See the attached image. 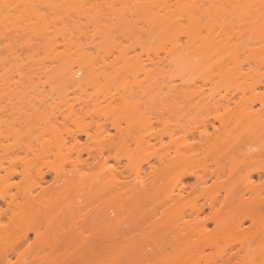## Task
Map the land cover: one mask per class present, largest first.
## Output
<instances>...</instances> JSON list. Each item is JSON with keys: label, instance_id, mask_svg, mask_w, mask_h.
Wrapping results in <instances>:
<instances>
[{"label": "rangeland", "instance_id": "1", "mask_svg": "<svg viewBox=\"0 0 264 264\" xmlns=\"http://www.w3.org/2000/svg\"><path fill=\"white\" fill-rule=\"evenodd\" d=\"M3 1L9 5L7 7L12 13L17 8L31 5L39 8L46 15L44 23L49 31L47 35L31 29L26 31L23 27L33 25L36 19L16 17L15 13L0 22V226L18 222L39 223L38 232L48 234L51 232L46 231L47 223H66L75 227L59 235H45L42 239L34 232L27 231L20 250L22 255L25 258L54 256L52 249L58 251L57 248H60L62 252L68 247L63 245L78 241L81 237L99 241L112 235L116 239L160 238L165 241L162 244L165 256L179 258L177 264H225L222 259L230 252L243 256V259L241 256L235 257L231 264H264V138L257 142L260 145L251 147L250 151L253 152L261 149L258 156L249 159L233 157L232 145L224 149L217 145L220 150L214 151L199 134L203 121H212L218 129L221 127L218 121H214V107L197 104L194 97L179 99V114L174 109L169 110L170 107H163L158 98L154 101V107L151 106L148 97L141 94V86L145 83L140 68L151 63L149 56L157 59L155 52L148 55L140 45L150 35L148 31L146 36L149 24L140 16L139 4H143L144 0H83L85 6L82 3V9L81 5L77 8L76 5L60 2L53 7L41 0ZM1 5L4 8L0 1ZM78 9H85V13L81 11L84 15ZM92 13L94 15L90 16ZM122 14L130 21L126 23ZM122 19L126 20L125 24H120ZM128 24L132 26L129 28ZM103 30L109 32L112 45H107L108 39L104 41L102 38ZM47 39L52 43L51 47L47 46ZM153 39L150 38L149 42L152 40L151 43H154ZM79 49H83L95 61L98 71L104 70L108 74L113 73L111 65L120 51L139 62L137 78H129L128 90L136 97L134 101L139 102L138 114L143 116L140 125L130 127L124 118L117 122L113 117L96 116L88 109L92 107V101L103 102L104 97L99 92L101 86L97 87L98 92L95 91L98 83L107 85L103 77L99 81L96 79L98 83H85L80 90L61 82L60 87L63 84V90L68 95V108L73 113L64 99L62 102L57 97L46 99L54 90H50L53 82H47L44 72L51 77L50 73L55 70L53 68L59 65L57 55L67 51L77 54ZM117 84H121V80ZM106 87L101 88L105 94L108 91ZM121 89L118 88L119 91ZM18 91L29 97H26L29 104L25 102L26 98L23 99V104L27 103L28 106L19 104ZM96 92L100 93L99 98ZM39 93L46 96L45 100L42 99L47 100L48 105L42 100L34 103L33 100L37 99L34 98L35 94L39 96ZM50 95L54 96L53 92ZM32 104L38 107L33 109ZM37 108L41 111L36 113L38 116L33 113L34 110L38 111ZM121 109L125 110L124 107ZM224 112L220 108L217 113L220 115ZM39 113L46 118L39 117ZM178 118L179 130L175 125ZM167 123L172 130L165 134L163 131ZM53 125L55 131L50 127ZM243 127L238 128L232 136H245ZM207 130L213 132L212 126L209 125ZM161 132L165 135L161 136ZM172 132V135H168ZM189 146L193 147L196 156L186 166L165 169L156 156L166 151L175 156L176 149L183 152ZM78 157L81 162L77 169L83 172L79 175V188L71 183L61 188L62 182L54 180V168L59 163L57 159L66 158L64 166L70 169L71 160ZM23 169H26L24 176L19 173ZM214 170H218V174L212 176ZM14 171L19 174H12ZM113 174L120 182L127 184L134 183L138 174L149 178L148 192L143 197L133 198L130 195L112 194L104 189L95 190L93 183ZM248 175L257 187L256 194L244 187L243 180ZM201 180H205V183H200ZM180 187L185 189V198L181 203L173 200V194ZM56 188H59L58 193L54 192ZM40 193L45 195L38 198L37 204L30 208L24 206L25 197H37ZM76 195L81 197L78 202ZM74 200L77 205H70L69 202ZM181 221L190 224L192 233L189 230L179 233V229L183 228V225L179 227ZM1 227V239L6 241L10 238L6 245L18 241L22 234L7 232ZM182 235L185 238L179 241ZM206 238H212L218 244H204ZM243 243H247L246 251L240 253ZM221 254H224L222 259L219 257ZM13 260L16 261V258ZM133 262L129 253L106 264Z\"/></svg>", "mask_w": 264, "mask_h": 264}, {"label": "bare ground", "instance_id": "2", "mask_svg": "<svg viewBox=\"0 0 264 264\" xmlns=\"http://www.w3.org/2000/svg\"><path fill=\"white\" fill-rule=\"evenodd\" d=\"M0 1L4 4V8L2 5L0 7V22L11 18L14 13L16 17L27 16L29 19L35 18L36 21L32 22L33 25L27 24L23 29L26 31L31 29V31L35 33L47 35L49 27L44 23L46 15L42 13L39 8L31 5L21 9L17 8L15 12L12 13L7 7L9 5H5L7 3H4L5 1L3 0ZM41 1L53 7L56 6L57 2H60V4L64 3L65 5L68 3L73 4L76 5L75 7L77 8H79L82 3L83 6H85L83 0ZM141 4L142 3L139 4V6H141L140 16L147 25L149 24V27H147L148 30L146 29V36L148 31L150 35L149 39L140 42V45L148 55L155 52L156 55H154L155 58H157L153 60L154 57L150 58L149 56L148 60L151 61V63L148 66L142 65L140 68V70L142 69L143 71V83H145V85L142 84L141 86V94L148 97L150 103H152L151 106L158 98L163 107L166 109L170 107L169 110L174 109L178 114L179 99L182 97H194L197 99V104H205L209 105V107H214V121L219 122L221 131H219L220 128L218 129L212 121H203L201 125L202 128L199 131L200 136L209 144V147L219 152L220 147L218 148L217 145H220L221 149L232 145L231 148L234 150L233 157L241 156L244 159H249L253 156H258L261 151L260 148L255 152L250 150L251 147L260 145L259 143L257 144V142L261 138H264V0H144V3ZM65 5L59 6L64 8ZM5 6L7 7L6 9ZM83 6L81 5L80 8L82 9ZM81 9L78 10L81 12ZM84 11L82 12L85 13ZM82 12L81 14H83ZM86 12L88 13L87 10ZM95 12L99 14V11L97 12V10H95ZM87 13L85 15H87ZM93 13L88 15L92 16L94 15ZM96 13L95 16L97 15ZM125 13L126 12H124V14ZM122 16V18H125L127 21L122 19L120 24H125V21L126 23L130 21L125 15L122 14ZM119 19H121V15H119ZM119 19L118 21H120ZM131 21H133V19ZM125 26L127 27V25ZM128 26L130 28L132 24H128ZM108 34L109 32L107 33V30L101 32L104 41L107 39L109 41ZM150 38H154L153 41L155 42L151 43L152 40L149 42ZM47 41L49 42V39H47ZM48 42L46 43L47 46L51 47L52 43ZM112 43L113 40H110L107 45H112ZM79 48L81 49V47ZM82 50L77 52V54H72L69 51L61 52L57 55L58 59L56 60L59 62V65L56 67L57 69L55 67L53 68L55 70L50 73L52 74L51 77H48L49 74L46 76V72H44V78L46 77L45 79L48 80L47 82L49 84L53 82V88L50 87V90H54L51 91L54 96L50 95L51 93L48 96L46 92H43V95L45 94L49 97L46 99L57 97L56 99L59 98L61 102L64 99L65 104L68 103V105H66L68 108L70 107L68 95H66V91L63 90L65 82L76 87L75 89L78 88L80 90L85 83H94L95 81L97 82V80L99 81V78L103 77L102 80L107 83V85L103 84L104 87L107 86L106 89L108 88L107 93L105 94V92H102L103 89L101 88L104 87L98 82L99 86H97L98 84L95 85V89L100 86L101 88H99L100 91L98 89L95 91L101 93V96L104 97V103L92 101L94 102L91 105L92 109H88L94 112L96 116L103 118L113 117L117 122L124 118V121L130 125V127L140 125L143 121V116L138 114L139 102L134 101L136 97L134 98L133 92L128 90L130 87L129 78H137L136 72L139 70L137 66L139 62H137L135 58L134 60L132 57H127L124 52L122 53V51H120V55L111 65L113 73L108 74L104 70L98 71L95 68V61ZM159 51L162 54L159 55ZM57 57H55V59ZM245 66H247V71H245ZM79 73L83 74L78 76ZM49 80L52 82L50 83ZM119 80H121V84H117ZM61 82L64 83V85L62 84L60 87ZM179 83L181 87H179ZM58 86L61 89H57ZM110 87L114 89L111 90ZM261 87H263V90ZM118 88L128 91H119ZM55 89L57 90L56 92ZM41 93H39V96ZM100 93H97L98 98ZM124 93H128L129 95H125ZM17 94L19 95H17V98L20 97V99L18 98L19 104L22 103L24 107L25 103L23 104V99L27 96H23V93L20 91H18ZM37 94H35L36 96L34 98L37 99L33 100L34 103L35 101L38 103L41 100H45L44 98L46 96L44 97L42 95L43 97L40 96L39 98ZM98 98L96 97V100ZM26 99L25 102L27 101L29 104V99ZM46 101H44V103ZM98 103L105 105L102 106ZM48 104L46 102V105ZM32 106L34 107L33 109H36L35 106L38 107L37 104H32ZM121 107H124L125 110H122ZM152 107H154V105ZM220 108H223L225 112L219 115L217 112ZM37 110L38 111H33L35 115L41 112L38 108ZM69 111L71 112L73 110L70 109ZM41 115H43V112ZM41 115L39 113V117ZM44 118H46L45 115L42 119ZM175 125L179 130V118ZM209 125L213 128V132L211 133L207 130ZM243 125V128H245L243 132L245 136L239 138H237V135L232 136L234 132ZM169 126L171 125L168 123L165 125L166 130L163 131L165 134L170 132L169 130H172V127L169 128ZM50 127L55 131L54 125ZM163 132H161V136L165 135ZM54 133L56 134L57 132ZM172 134L173 132L168 135ZM100 149L103 151V148ZM156 156L161 165H164L165 169H171L181 165H188L189 161L196 156V153L193 147L189 146V148L185 149L183 152L176 149L175 156H171L170 152L167 151L164 153L159 152ZM66 161V158L57 159L59 163L54 168V180L62 182L61 188L68 186L70 183L74 186L76 184L77 188H79V175L83 174V172L77 169V167L81 159L78 157L71 160L70 164H72L70 165V169L65 168L64 164ZM23 170L19 172L22 176L26 174V169ZM68 172L70 173L69 176ZM13 173L19 174L17 171L12 172V174ZM217 174L218 170H214L211 173L212 176ZM136 177L137 180L134 181V183L131 182L127 184L125 182H120L117 175L113 174L110 177H103L98 183L93 184L96 187L95 190L100 191L104 189L109 193L111 192L119 196L130 195L133 198L143 197L148 192L150 179L140 174ZM243 181L245 189L256 194L257 187L253 184L251 176L248 175ZM200 183H205V180H201ZM174 191L175 190H173V192ZM54 192L58 193L59 188H56ZM54 192L53 194H55ZM184 192V187L178 188L177 192L173 194V200L181 203L185 198ZM45 193H47V190ZM45 193H40L37 197H25L24 206L30 208L37 204V201H39L38 198L43 197ZM49 195H51V193H49ZM76 198L77 202L81 199L79 195H76L75 199ZM76 201H71L69 204L76 206ZM180 225H183V228L179 229V233L183 230H189L192 233L188 222L181 221L179 222V227ZM40 226L41 224L39 223L23 222L15 224L10 223L3 227L0 226L7 232H14L16 234L22 232L18 241H11L12 243H8V245L5 243L10 242L8 241L10 238L8 237V240L4 241L0 237V264H106L107 261H114L115 258L129 253L134 259L133 264H177L179 260V258H167L165 256V251L162 246L165 241L160 238H145L141 240L126 238L116 239V237H112V235L99 241H92L81 237L78 241L74 240L63 245L62 247H68L62 252L60 248H57V250L59 249L58 251L52 249L51 252L54 253V256H34L33 258H25L20 250L23 239L27 237V231L34 232L38 238L42 239L45 235L54 236L56 234H61V232H68L75 229L72 224L47 223L45 225L46 231L51 232L48 234L39 233ZM180 238H185V236H179V241ZM203 243H207L209 246H216L218 241L212 238H206L203 240ZM246 244L247 243L241 244L239 252L246 251ZM56 252L59 253L56 254ZM230 253L224 256L225 259H222L224 254L219 256L224 260L223 263L231 264L235 257L239 258L241 256H237L238 252ZM13 258H16V261L13 260ZM240 258L243 259V256Z\"/></svg>", "mask_w": 264, "mask_h": 264}]
</instances>
